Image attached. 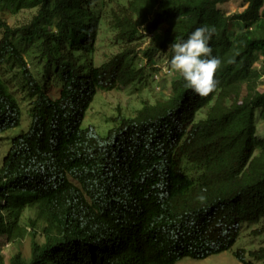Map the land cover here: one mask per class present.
Returning a JSON list of instances; mask_svg holds the SVG:
<instances>
[{
	"label": "trees",
	"instance_id": "16d2710c",
	"mask_svg": "<svg viewBox=\"0 0 264 264\" xmlns=\"http://www.w3.org/2000/svg\"><path fill=\"white\" fill-rule=\"evenodd\" d=\"M111 1L125 48L98 66L105 16L95 0H0L35 10L21 26L0 19V135L22 126L16 93L31 120L0 166V238L33 235L30 258L8 264H177L232 250L244 224L264 236V0L230 15L219 8L230 0ZM205 25L221 61L212 92L195 94L179 74L167 99L106 133L83 125L99 91L141 81L158 54ZM27 209L31 228L21 225ZM248 255L264 263V247ZM234 256L250 264L244 250Z\"/></svg>",
	"mask_w": 264,
	"mask_h": 264
},
{
	"label": "rangeland",
	"instance_id": "374dc122",
	"mask_svg": "<svg viewBox=\"0 0 264 264\" xmlns=\"http://www.w3.org/2000/svg\"><path fill=\"white\" fill-rule=\"evenodd\" d=\"M95 7L102 11L105 16V21L102 23L100 35L97 42V52L95 54V62L98 66L110 61L112 57L123 51L124 44L116 40V31L112 28L109 21L110 10L115 7L111 0H95ZM246 7V0H230L229 2L219 5L220 10L226 14H234L241 12ZM35 14V10H16L10 8L6 4L0 2V19L6 21L10 26H21L30 21ZM241 29L240 25L235 29ZM150 36L144 38L143 47L148 45ZM141 47V48H143ZM141 52V50L139 51ZM172 52L158 54L156 60L153 61L152 67H147L144 74V79L137 81L128 87L116 88L110 91H99L96 99L89 111L87 112L84 126L91 128L97 134H104L106 131L116 124V119L122 115L134 116L144 102L155 104L156 102L167 99L171 94V85L174 80H177L179 73L172 70L171 74L159 76L156 75L155 64L163 65L165 68H170L169 61ZM135 68L140 69L145 66L143 54H139L134 61ZM34 66L32 67V70ZM13 73L6 76V79L12 81V86L15 87L16 81L12 77ZM162 75V74H161ZM160 77L157 80L154 77ZM260 89L264 90V78L262 79ZM18 92L17 88H13ZM23 109V119L21 128L11 130L0 135V166L4 156L10 147V139L20 133L22 130L27 131L30 127V117L28 115V100L17 94ZM206 111L198 115L197 120L205 117ZM257 135L264 139V120L259 117L257 112ZM258 153V151L256 152ZM36 218V212L32 209L25 210L21 225L31 228L30 222ZM258 228L257 225L244 224L240 230V238L234 245L232 250L210 256L203 260L192 258H184L177 264H242L234 256V252L242 249L246 252L247 260L250 264H264L261 261L253 260L248 252L264 247V236L255 235L253 231ZM34 229V228H32ZM37 240L43 242V237L39 227L36 228ZM32 231L28 229V233L23 238L16 240H8L4 236L0 238V254L4 256L5 262L8 264L13 255L20 253L24 258L29 259L32 250Z\"/></svg>",
	"mask_w": 264,
	"mask_h": 264
},
{
	"label": "clouds",
	"instance_id": "9594fccd",
	"mask_svg": "<svg viewBox=\"0 0 264 264\" xmlns=\"http://www.w3.org/2000/svg\"><path fill=\"white\" fill-rule=\"evenodd\" d=\"M214 33V26L197 27L186 39L170 45L171 70L180 74L186 88L202 97L212 92L218 83L214 77L221 61L213 55L209 43Z\"/></svg>",
	"mask_w": 264,
	"mask_h": 264
},
{
	"label": "built area",
	"instance_id": "2783aa9c",
	"mask_svg": "<svg viewBox=\"0 0 264 264\" xmlns=\"http://www.w3.org/2000/svg\"><path fill=\"white\" fill-rule=\"evenodd\" d=\"M156 66V67H155ZM154 67L157 69L155 72H156V75H159V76H163V75H169L171 74L172 70L169 69V68H165L163 65H160V64H155ZM162 74V75H161ZM156 78L157 80L160 79V77H154Z\"/></svg>",
	"mask_w": 264,
	"mask_h": 264
}]
</instances>
